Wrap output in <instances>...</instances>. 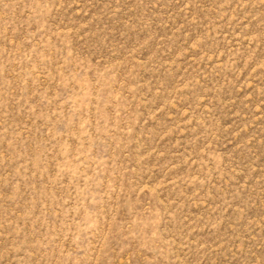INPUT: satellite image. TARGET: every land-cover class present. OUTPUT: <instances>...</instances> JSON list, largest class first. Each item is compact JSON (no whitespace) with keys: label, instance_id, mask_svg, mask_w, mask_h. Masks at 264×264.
<instances>
[{"label":"rangeland","instance_id":"374dc122","mask_svg":"<svg viewBox=\"0 0 264 264\" xmlns=\"http://www.w3.org/2000/svg\"><path fill=\"white\" fill-rule=\"evenodd\" d=\"M0 264H264V0H0Z\"/></svg>","mask_w":264,"mask_h":264}]
</instances>
